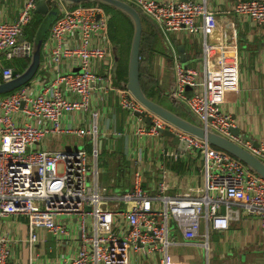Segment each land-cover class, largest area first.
<instances>
[{
  "label": "built area",
  "instance_id": "1",
  "mask_svg": "<svg viewBox=\"0 0 264 264\" xmlns=\"http://www.w3.org/2000/svg\"><path fill=\"white\" fill-rule=\"evenodd\" d=\"M49 2L61 11L47 38L52 46L51 79L40 90L28 83L0 98V217H27L32 245L40 240L38 228L60 242L76 238L72 219L59 218L74 216L80 242L66 264H131V255L139 250L158 252L161 263L169 264V249L180 241L177 231L187 242L201 239L198 245L208 248L210 229L227 230L244 213L259 215L264 226L261 175L207 139L152 114L126 87L113 86L108 34L111 12L99 3L68 7L63 0ZM135 4L165 36L175 31L199 36L207 56L211 47L208 37L217 27L216 12L207 0H136ZM36 5L37 0H24L15 19L0 20L2 59H31L33 41L21 37ZM235 11L264 27V0H236ZM64 59H73L79 70H63ZM173 59L175 82L171 95L198 117L200 125L264 161V142L255 144L232 130L233 118L221 103L229 90L220 85L209 87L207 65L201 86L198 68L185 65L177 54ZM102 63L104 72L98 69ZM14 70L13 66H3L4 81L13 77ZM96 92L105 96L115 92L123 110L151 116V123L146 125L144 117L138 115L137 135L159 137L162 130L168 129L186 141L184 151L165 146L161 156L173 162L191 161L203 174L202 182L172 193L171 184L164 180L154 194L144 188V173L138 168L130 188L110 189L99 181L96 147L91 155L83 145L71 149L38 147L40 141L59 134L97 135L96 121L88 129L64 122L73 113L91 112L96 119L98 111L92 109ZM203 224L205 233L201 231ZM13 241L9 232L0 231V264H11Z\"/></svg>",
  "mask_w": 264,
  "mask_h": 264
},
{
  "label": "crops",
  "instance_id": "2",
  "mask_svg": "<svg viewBox=\"0 0 264 264\" xmlns=\"http://www.w3.org/2000/svg\"><path fill=\"white\" fill-rule=\"evenodd\" d=\"M23 1L0 0V20L15 19ZM127 1L136 5V0ZM235 3L236 0H207L208 6L215 10L217 16V27L208 37L211 47L207 56L199 36L186 31H175L167 37L154 20L145 16L140 73L151 98L165 102L163 105L167 107L173 105L172 110L198 122V117L183 102L179 103L171 97L170 91L175 82L173 57L177 54L185 65L201 71V86L207 65L209 87L220 85L229 90L222 97L221 103L222 108L231 114L233 127L239 129V134L257 144L264 142V27L249 18L239 16L235 11ZM48 34L49 30L43 44L40 68L29 82L36 90H40L41 85L47 83L52 76V65L49 64L52 46L47 41ZM30 37V33H24L23 38H34ZM131 41L132 36L125 43L110 38L112 84L118 88L125 87L128 80ZM0 59L2 83L3 66L8 65V62V66L14 67L16 61H6L1 58V54ZM61 68L75 71L78 66L73 59H64ZM98 69L104 72L105 64H98ZM189 90L191 91L190 88ZM92 109L98 111L96 119L91 112L73 113L67 115L64 122L88 129L96 121L97 135L89 133L85 137H79L59 134L40 141L38 147L71 149L83 145L91 155L95 148L91 145L90 139H93L98 157L102 155L100 165L97 157L100 181L114 183L115 189L130 188L134 171L138 168L143 170V183H146L150 191H154L164 180L171 184L172 193L184 191L194 183L202 182L203 174L191 161L173 162L161 156L163 147H176L170 137L164 133L159 137L136 134L138 115L121 108L117 93L105 96L96 92ZM144 121L146 125L150 124ZM59 218L66 221L72 219L76 238L60 242L47 230L38 228L36 231L40 234V240L31 245L28 240L27 217H0V231L9 232L10 237L15 239L11 264L68 263L79 246L80 233L74 216L61 215ZM201 231L206 232L204 224ZM177 233L180 241L169 249V264H264V226L259 215L244 213L240 220L232 221L227 230L210 229L208 248L198 245L201 239L187 242L180 231ZM130 260L131 264H162L158 252L148 254L144 250L134 252Z\"/></svg>",
  "mask_w": 264,
  "mask_h": 264
},
{
  "label": "water",
  "instance_id": "3",
  "mask_svg": "<svg viewBox=\"0 0 264 264\" xmlns=\"http://www.w3.org/2000/svg\"><path fill=\"white\" fill-rule=\"evenodd\" d=\"M65 4L70 7L76 4H81L87 1H97L108 4L123 13L127 14L133 22L134 32L132 35L129 67H128V80L125 87L132 93V95L152 114H155L167 122L173 124L186 132L194 134L200 138L207 139L213 146L224 149L242 162L249 168L257 172L264 178V161L258 156L245 149L235 141L205 128L200 125L199 121L195 122L188 119L167 106L159 103L150 96H148L141 84L140 78V56H141V43L143 36V20L139 9L127 0H63ZM52 6L49 0H37L35 13L43 16V19L37 28L33 38V53L28 66L22 72L18 70L13 71V77L0 83V94L11 92L27 83H29L37 74L42 60V49L47 32L54 22L57 12L55 11L52 16ZM58 8V7H57ZM59 11V9H58ZM50 16L51 19H50ZM23 38V37H21ZM181 61L183 62L182 58ZM79 70V68L77 69ZM189 89V88H188ZM190 92V90H188ZM177 102H181L176 97L172 96ZM182 103V102H181ZM189 109V108H188ZM190 110V109H189ZM136 115L144 117L146 122L151 123V116L146 115L144 112H135ZM234 133L239 134V129L232 127ZM166 136L170 137L173 144L180 150L186 149V141L181 140L172 131L165 129L162 130ZM258 144V143H257ZM100 181V176H99ZM100 183H102L100 181ZM90 209V207H88Z\"/></svg>",
  "mask_w": 264,
  "mask_h": 264
},
{
  "label": "rangeland",
  "instance_id": "4",
  "mask_svg": "<svg viewBox=\"0 0 264 264\" xmlns=\"http://www.w3.org/2000/svg\"><path fill=\"white\" fill-rule=\"evenodd\" d=\"M95 3H99L105 9H107L109 12H113V13L116 12V14H117V16L111 18L110 22H109L108 34H109L111 39H118V40H122L123 39V41H124V40L127 39V35L128 36H132L133 35V32H134L133 22H132V20L130 19V17L127 14L123 13L122 11H120L118 9L116 10V8H114V7H112V6L108 5V4H104V3H101V2H97V1H87V2H85L83 4H95ZM55 11L58 12V8H57L56 5H53L52 6V11H51L52 12V16H53ZM52 16H50V19H51ZM2 94H4V93H2ZM0 96H1V94H0ZM156 101H158L161 104L165 103V102L159 101V100H156ZM172 106L168 107V108L172 109ZM90 140H91L92 147L93 148L96 147L94 140L93 139H90ZM101 161H102V155H100L98 157L99 165H100ZM90 164L94 165V161L92 159H90ZM103 184L106 185L110 189H112V188L115 189L114 183H103ZM143 186H144V188H147L146 183H143ZM153 193L156 194L157 191L154 190ZM173 227H175V226L173 225Z\"/></svg>",
  "mask_w": 264,
  "mask_h": 264
},
{
  "label": "trees",
  "instance_id": "5",
  "mask_svg": "<svg viewBox=\"0 0 264 264\" xmlns=\"http://www.w3.org/2000/svg\"><path fill=\"white\" fill-rule=\"evenodd\" d=\"M85 3V2H84ZM83 4V3H82ZM57 6V5H56ZM136 6V5H134ZM58 7V6H57ZM137 7V6H136ZM138 8V7H137ZM59 11L57 12V15H56V18L61 14V11H60V8L58 7ZM139 9V8H138ZM117 10V9H116ZM140 11V10H139ZM141 15H142V20H143V25H144V22L146 21V18L141 11H140ZM112 16L111 18L117 16L116 12L113 13L111 12ZM55 18V19H56ZM43 17L40 15V14H37L35 13L32 20L29 22V24L26 26L25 30H24V33L26 32V34L30 33L31 37L30 38H33L34 37V34H35V31H36V28L39 27L41 21H42ZM131 36H128L127 35V39L123 41L120 40L121 42L125 43V42H128V40H130ZM143 39H144V31H143V36H142V42H143ZM33 41V39H32ZM142 44V43H141ZM16 64L14 63V67L16 70L22 72L23 70L26 69V67L28 66L29 64V59H25V58H19V59H16ZM11 63V62H10ZM6 64L9 65V63L7 62ZM140 71H141V65H140ZM140 78H141V84H142V87L145 91V93L148 95V96H151V93L148 91V89L145 87L144 85V82L142 80V74L140 73ZM3 79V78H2ZM16 90V89H15ZM14 91V90H13Z\"/></svg>",
  "mask_w": 264,
  "mask_h": 264
}]
</instances>
